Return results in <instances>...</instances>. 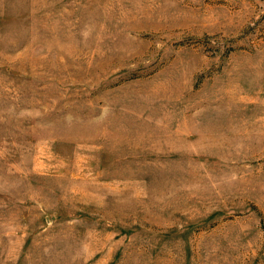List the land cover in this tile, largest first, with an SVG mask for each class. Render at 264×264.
Returning <instances> with one entry per match:
<instances>
[{
	"label": "rangeland",
	"instance_id": "rangeland-1",
	"mask_svg": "<svg viewBox=\"0 0 264 264\" xmlns=\"http://www.w3.org/2000/svg\"><path fill=\"white\" fill-rule=\"evenodd\" d=\"M0 264H264V0H0Z\"/></svg>",
	"mask_w": 264,
	"mask_h": 264
}]
</instances>
